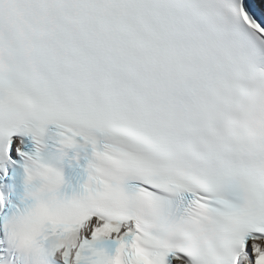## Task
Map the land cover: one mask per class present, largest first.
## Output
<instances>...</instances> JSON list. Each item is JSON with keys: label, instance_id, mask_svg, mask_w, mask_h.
Segmentation results:
<instances>
[{"label": "snow or ice", "instance_id": "obj_1", "mask_svg": "<svg viewBox=\"0 0 264 264\" xmlns=\"http://www.w3.org/2000/svg\"><path fill=\"white\" fill-rule=\"evenodd\" d=\"M0 264H264V0H0Z\"/></svg>", "mask_w": 264, "mask_h": 264}]
</instances>
